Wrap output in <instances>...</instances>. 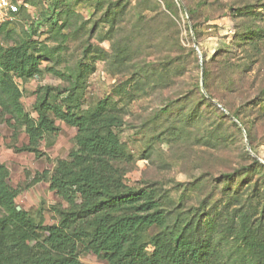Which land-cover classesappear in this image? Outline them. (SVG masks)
I'll list each match as a JSON object with an SVG mask.
<instances>
[{"label":"rangeland","instance_id":"374dc122","mask_svg":"<svg viewBox=\"0 0 264 264\" xmlns=\"http://www.w3.org/2000/svg\"><path fill=\"white\" fill-rule=\"evenodd\" d=\"M51 1L28 0L29 14H35ZM60 2L56 25L62 27L53 26L48 31L43 26L39 31L49 53L40 58L39 73L26 79L13 75L24 111L36 118L33 104L46 86L51 107L66 104L69 76L72 79L79 69L75 111L85 112L105 99L108 109L121 118L116 133L127 154L126 161L118 164L124 173L123 181L151 189L171 219H175L178 211L187 216L191 208L204 202L199 230L211 238L223 260L233 264H264V259L259 260L241 239L227 235L224 230L234 210L241 205L252 212L256 233L264 240V100L253 108H243L251 113L263 110L250 129V142L240 125V132H236L211 108L203 106L193 113L194 100L189 102L186 90H178L180 83L187 89L196 79L191 57L186 55L189 47L194 48L201 65L218 49L230 44L234 32H249L250 27L252 39L244 48L258 45L260 53H253L255 64L245 76L246 85L251 82L255 83L253 87L261 86L264 0ZM185 4L195 9L196 38ZM230 6L238 7L237 11L247 16L236 18L239 14L228 9ZM20 16L0 30V48L21 39L25 20L22 17L26 15ZM236 24H241L237 30ZM176 36L186 56L182 62L178 58L179 49L175 51L174 47ZM242 48L235 51V60L242 56ZM229 49L234 50V44ZM178 64L182 68L180 74L175 68ZM199 83L202 86L201 79ZM165 85L171 87L163 89ZM168 101L174 105L172 115L162 110ZM49 114L54 117L51 109ZM55 125L58 130L44 134L36 152L28 151L22 149L27 143L23 125L0 107V162L8 169V183L18 189L15 205L34 223L39 238L45 235L43 228L56 223L59 211L67 206L49 188L48 175L41 173L44 170L51 173L57 161L69 160V152L77 147L76 127L59 119H55ZM253 159L262 167L254 164L256 168H251ZM234 167L239 174L232 183L223 181L218 185L211 181V176L217 177L220 171ZM156 231L157 227L152 225L146 234L152 236ZM150 249L148 245L147 250ZM77 255L84 264H106L102 257L86 251L81 244Z\"/></svg>","mask_w":264,"mask_h":264},{"label":"trees","instance_id":"16d2710c","mask_svg":"<svg viewBox=\"0 0 264 264\" xmlns=\"http://www.w3.org/2000/svg\"><path fill=\"white\" fill-rule=\"evenodd\" d=\"M24 2L28 6L20 5L16 13L18 16L26 15L20 16L25 19L21 39L0 48V107L23 125L27 143L22 149L36 152L42 136L58 130L55 119L76 127L77 147L69 152V160L57 161L51 173L47 170L41 173L42 176L48 175L49 188L67 204L59 211L58 221L43 228L45 235L41 238L26 213L16 208L14 199L18 189L8 183V169L0 162V264H84L77 255L79 244L86 251L102 257L106 264H233L223 260L211 238L199 230L206 206L204 202L200 201L191 208L187 216L183 217V211H178L175 219H171L151 189L130 186L123 181L124 173L118 164L126 161L127 154L116 133L121 118L108 109L105 99L99 100L90 110L75 111L79 99L76 92L77 80L81 76L79 69L72 79L69 76L71 81L66 89V104L51 107L49 87L46 86L33 104L36 118L24 111L13 75L24 79L37 75L40 58L49 55L39 31L43 26L48 31L53 26L62 27L56 25L60 0L51 1L50 5L32 15L29 14L31 5L28 0ZM237 8L228 7L238 12L236 18L247 16ZM186 11L196 38L198 23L193 21L195 9L186 5ZM46 12L55 16L51 17ZM15 21L3 23L0 30ZM239 26L241 24H236L234 28L237 30ZM251 29L249 32H234L230 44L218 49L209 61L203 60L201 65L194 48L189 47L186 55L191 57L192 68L197 72L196 79L187 89L182 83L178 85L180 92L186 90L189 102L194 100L193 113L199 112L203 106L211 108L236 132H240L242 127L250 142V129L263 110L251 113V110L243 108H253L264 100V78L261 86L253 87L255 83L252 85L251 82L246 85L248 78L245 76L255 64L253 56L260 53L258 45L244 48L252 39ZM174 40L175 51L179 49L178 58L182 62L186 58L182 54L183 47L177 36ZM232 44L235 49L231 51ZM241 47L244 48L240 50L243 54L235 60V51ZM175 68L180 74L182 68L179 64ZM169 87L165 85L162 88ZM173 107V103L168 101L162 110L172 115ZM49 109L54 117L49 114ZM254 164L261 166L256 159H253L251 168H256ZM238 170L237 167L222 170L217 177L211 176V181L218 185L223 181L232 183L239 174ZM239 206L224 230L227 235L241 239L259 260L264 259V240L256 233L258 229L252 212ZM152 225L157 227V231L148 236L147 230ZM148 245L150 251L147 250Z\"/></svg>","mask_w":264,"mask_h":264},{"label":"built area","instance_id":"2783aa9c","mask_svg":"<svg viewBox=\"0 0 264 264\" xmlns=\"http://www.w3.org/2000/svg\"><path fill=\"white\" fill-rule=\"evenodd\" d=\"M20 5L28 6L23 0H0V25L15 21Z\"/></svg>","mask_w":264,"mask_h":264},{"label":"water","instance_id":"95a60500","mask_svg":"<svg viewBox=\"0 0 264 264\" xmlns=\"http://www.w3.org/2000/svg\"><path fill=\"white\" fill-rule=\"evenodd\" d=\"M193 46L196 47V43L195 42H193ZM16 208L19 209L18 206H16Z\"/></svg>","mask_w":264,"mask_h":264}]
</instances>
